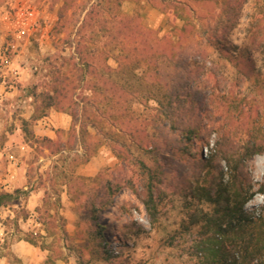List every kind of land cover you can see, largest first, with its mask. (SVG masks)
<instances>
[{
    "label": "rangeland",
    "instance_id": "1",
    "mask_svg": "<svg viewBox=\"0 0 264 264\" xmlns=\"http://www.w3.org/2000/svg\"><path fill=\"white\" fill-rule=\"evenodd\" d=\"M95 1L76 0L59 17L62 0H0V48L10 40L7 31L11 25L5 14L14 13L21 6L32 7L37 12L28 40L14 62L17 75L8 76L0 85V192L15 196L0 207L3 229L0 253L9 264H43L50 251L42 246L51 244L66 258V261L57 259L55 264H78L80 254L85 264H200L202 243L210 236L202 227L203 217L212 213L214 204L197 201L177 186L178 174L172 170L185 169L189 157L179 163L167 146L161 145L167 131L156 127L164 118L158 111V100L174 85L183 84L210 109L216 108L222 96L237 103L253 104L254 119L243 115V121L237 118V124L227 123L211 130L208 144L191 137L185 145L189 153L205 156L215 149L216 142L229 147L242 144L249 136L247 127H251L253 136L260 134L259 128L264 126V0H234L240 3L227 21L221 9L226 0H217L211 8L210 4L206 8L195 6L194 0H176L193 9L188 29L181 35L178 30L183 21L175 18L170 23L167 1L164 4L158 0L121 2L119 11L137 15L146 28L155 31L157 39L174 29L175 56L172 60H158L163 65L160 68L163 83L147 79L144 61L134 67L117 68L116 56L122 52L118 45L107 47L106 63L115 70L104 71V75L130 92V115L141 124L145 138L160 143L150 152L139 149L130 136L102 117L104 114H96L87 102L90 91L80 87L69 90L71 103L63 110L51 108L43 118L31 119L36 96L47 89L56 68L61 71L60 78L66 79L65 84L75 81L81 85L80 65L74 64L77 62L75 33L85 11ZM83 3H86L84 9ZM178 93L184 96L181 91ZM24 120L28 121L32 137L23 131ZM81 122L86 123L89 134L84 143L78 139ZM169 133L177 135L175 131ZM198 133L203 130L199 129ZM115 143L128 148L124 158L115 154L112 147ZM9 153L15 160H9ZM155 156L163 175L153 191L157 204L153 221L142 202L146 175L137 162L149 164ZM220 164L226 172L223 159ZM245 169L255 191L245 208L258 217L264 205V193L258 191L264 182V149L246 161ZM75 176H82L83 183L76 185L73 195L65 182ZM107 186L114 193L108 205L98 211L108 250L105 259L97 249L87 250L88 243L83 237L87 224L81 215L86 208L72 198L78 193L80 198L88 193L103 198ZM39 206L46 208L48 217L58 225V239L53 241L39 222L36 210ZM125 224L130 232L127 236L122 231ZM138 226L140 232L133 233ZM30 234L34 243L27 241ZM15 243L20 247L12 251L11 244Z\"/></svg>",
    "mask_w": 264,
    "mask_h": 264
},
{
    "label": "trees",
    "instance_id": "2",
    "mask_svg": "<svg viewBox=\"0 0 264 264\" xmlns=\"http://www.w3.org/2000/svg\"><path fill=\"white\" fill-rule=\"evenodd\" d=\"M62 1L59 17L66 9L76 4V0ZM122 1L124 0H96L88 7L75 33L77 62L74 64L80 65L78 70L80 75H83V79L80 78L81 85L75 81L65 84L66 79L60 78L61 71L56 68L47 89L36 96L31 119L38 120L46 116L47 110L51 108L63 110L71 103L72 97L69 90L80 87L82 90L90 91V98L87 102L94 108L96 114L99 116L104 114L102 117L110 119L111 123L117 125L121 132L130 136L139 149L150 152L160 143L157 140L145 138L140 128L141 124L130 115L128 111L130 92L104 75V71L115 70L106 63L109 58L107 47L112 44L118 45L122 52L116 56L117 68L134 67L137 63L144 61L147 65V79L151 82L156 79L163 83L160 76V68L163 65L158 60H172L175 56L176 43L172 40L174 29L171 28L167 34L157 39L154 36L155 31L146 28L137 15L123 14L119 11L118 8ZM194 1L195 6L198 7L210 4L211 8L213 4H217V0ZM158 2L160 4L166 2L171 24L175 22V18L183 21L178 34L186 32L193 9L188 4H181L176 0H158ZM239 3V1L226 0L221 4L226 21L232 19L231 15L234 14ZM85 7L86 3H83L82 9ZM258 13L262 16V12ZM97 42L99 46L96 45ZM209 85L214 87V84L206 83V86ZM178 88L179 90H176ZM179 91L184 94L183 97L180 96ZM172 95H174V102H172ZM221 99L216 108L210 109L204 105L203 101L195 99V95L187 91L183 84H176L169 93L162 94L158 100V111L163 114L164 118L156 127L167 131L161 145L167 146L166 149L171 156L176 158V161L180 163L181 159L189 157L185 161V169L181 167L172 170L173 173L178 174L177 186L182 188L187 196L197 201H208L214 204L212 213L203 217L202 227L204 232L210 233V236L202 243L203 255L200 264H264V205L263 213L258 217L250 214L245 208V204L255 193L251 178L245 169V163L254 154L264 149V126L259 128L260 134L254 136L252 131L250 132L251 127H247L246 132L249 136L242 144L229 147L216 142L215 149L212 148L215 151L211 149L205 156L196 152L189 153L185 146L193 136L197 137L200 143L208 144L207 137L211 130H217L227 123L237 124V118L242 119L243 115L248 119H254V106L251 102L237 103L227 96H222ZM23 124L24 133L32 137L33 133L27 127L28 121L24 120ZM85 126L86 123L81 122L78 131V139L83 143L89 137ZM199 129L203 130L200 135H198ZM169 131H175L177 135L173 136ZM112 147L119 157L124 158L125 153H129L128 148L123 144L115 143ZM221 159L226 163V172L220 164ZM137 163L146 175L142 202L151 220L154 221L157 204L153 191L156 183L161 181L163 168L156 156L149 164L142 160H138ZM82 179V176H75L65 182L70 194L74 195V188L83 183ZM258 191L264 193V182L260 184ZM113 193L110 186H107L103 198L99 199L89 193L85 195V198H80L79 193L72 198L77 204L86 208V212L81 215L87 224L83 230V237L88 243L87 250L97 249L105 259L108 258V250L105 246L106 237L102 233L104 226L98 218V211L101 207L108 205ZM14 199L15 196L11 192L1 191L0 207ZM36 210L38 211L37 218L40 223L44 224L46 234L52 236L53 241L58 239L60 230L57 229L58 225L54 219L48 217L47 209L39 206ZM13 222L16 223V219ZM126 227V224L122 227L125 236L130 233L125 229ZM140 230L141 227L138 226L132 231L138 234ZM27 241L34 243L32 234ZM42 247L50 251L43 264H55L57 259L66 261L59 248L51 244ZM79 259L81 260L78 264L86 263V260L82 259V254L79 255Z\"/></svg>",
    "mask_w": 264,
    "mask_h": 264
},
{
    "label": "built area",
    "instance_id": "3",
    "mask_svg": "<svg viewBox=\"0 0 264 264\" xmlns=\"http://www.w3.org/2000/svg\"><path fill=\"white\" fill-rule=\"evenodd\" d=\"M36 13L32 7L21 6L14 10V13L4 15L11 27L7 31L10 40L0 48V85L6 82L8 76L17 75L18 70L14 62L28 40L29 30L35 24ZM8 158L10 161L15 160L12 153L8 154ZM36 224L39 225V223ZM36 233L34 231V234Z\"/></svg>",
    "mask_w": 264,
    "mask_h": 264
},
{
    "label": "crops",
    "instance_id": "4",
    "mask_svg": "<svg viewBox=\"0 0 264 264\" xmlns=\"http://www.w3.org/2000/svg\"><path fill=\"white\" fill-rule=\"evenodd\" d=\"M43 118V117H42ZM7 188V186H5V189ZM3 234V229L0 227V236ZM1 239V237H0ZM14 247H20L19 243H15V244H11V249L12 251H14ZM0 264H9L8 260L6 258L5 255L0 253Z\"/></svg>",
    "mask_w": 264,
    "mask_h": 264
}]
</instances>
